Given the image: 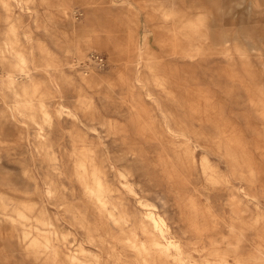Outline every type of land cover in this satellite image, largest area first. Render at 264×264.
<instances>
[{"label":"rangeland","instance_id":"obj_1","mask_svg":"<svg viewBox=\"0 0 264 264\" xmlns=\"http://www.w3.org/2000/svg\"><path fill=\"white\" fill-rule=\"evenodd\" d=\"M26 1L0 0V264H152L126 240H147L136 201L106 195L122 229L86 191L85 148L165 218L185 261L264 264V0ZM11 22L24 69L6 49ZM92 55L106 68H87ZM31 79L39 93L17 95Z\"/></svg>","mask_w":264,"mask_h":264},{"label":"bare ground","instance_id":"obj_2","mask_svg":"<svg viewBox=\"0 0 264 264\" xmlns=\"http://www.w3.org/2000/svg\"><path fill=\"white\" fill-rule=\"evenodd\" d=\"M2 1V0H1ZM12 1V0H11ZM20 1V0H19ZM28 1V0H27ZM26 1V2H27ZM59 1V0H58ZM3 3L4 5L6 6L5 8H8V10L11 8L10 6V0H3ZM46 3V2H45ZM16 4V3H15ZM43 4V3H42ZM47 6V4H45ZM51 5H53V3L51 2ZM60 5V4H59ZM63 6V4H61ZM30 6V5H29ZM49 6V5H48ZM172 7H175L176 6V3H173L171 4ZM59 7V6H58ZM66 7V6H65ZM16 8V7H15ZM25 9V8H24ZM46 9V8H45ZM60 9V8H59ZM7 10V11H8ZM11 10V9H10ZM49 11V10H48ZM65 11V10H64ZM12 12V11H11ZM61 12V11H60ZM12 15V14H11ZM14 16V15H13ZM58 17V16H57ZM164 19H168L170 16L169 15H165L164 14ZM18 18V17H16ZM61 18V17H59ZM15 19V17H14ZM64 19V18H63ZM14 21V20H13ZM12 21V22H13ZM46 21V20H45ZM11 22V23H12ZM48 24V23H47ZM75 24V23H74ZM49 25V24H48ZM76 28V27H75ZM90 33H93V32H90ZM89 33V34H90ZM87 34V33H86ZM10 38L7 43H6V49L8 52L12 53L14 55V65L17 66V67H21V68H26L28 67V64H29V61L28 59L23 55V51L20 50L19 48V38H18V35H17V26L15 23H12V26H11V31H10ZM20 37V36H19ZM21 38V37H20ZM87 38V37H86ZM201 40H205L206 36L202 35L200 36ZM1 39V38H0ZM2 39H5V38H2ZM90 39V38H89ZM136 45L137 47H139V38L138 36H136ZM190 40V39H188ZM186 41L184 44H183V48L184 50L187 52H190L191 54L195 51L196 47L193 45L192 42L190 41ZM1 41V40H0ZM22 44V43H21ZM93 44V43H92ZM22 47V46H20ZM99 47V46H98ZM97 47V48H98ZM91 48V47H90ZM99 50V49H98ZM183 50V49H182ZM240 50V49H239ZM4 51V50H3ZM2 51V52H3ZM236 51H238L236 49ZM149 54H150V51H148ZM1 53V52H0ZM237 53V52H236ZM184 55V54H183ZM186 55V54H185ZM184 55V57H185ZM190 56V54H188ZM232 55V54H231ZM239 55L241 57H246L247 54L246 52L244 51H240ZM192 56V55H191ZM13 58V57H12ZM135 62V61H134ZM8 63V62H6ZM10 63V62H9ZM12 63V62H11ZM123 63V62H122ZM140 64V63H139ZM144 64V63H143ZM136 66V65H135ZM133 67V66H132ZM130 68V67H129ZM143 68V67H142ZM128 69V67H127ZM136 69V68H135ZM13 71V70H12ZM15 72V71H14ZM30 73V72H28ZM131 73V72H130ZM133 73V71H132ZM3 74V73H2ZM10 75V74H9ZM14 76V74H12ZM131 75H134L131 74ZM130 75V76H131ZM127 76V75H126ZM2 77V76H1ZM12 77V76H11ZM10 77V78H11ZM132 77V76H131ZM26 78V77H25ZM30 78V76H29ZM127 78V77H126ZM129 78V77H128ZM139 78V77H138ZM13 79V77H12ZM145 79V78H144ZM86 81H91L89 83H96L98 82L97 79L93 76H87ZM129 80V79H128ZM179 80V79H178ZM6 81V80H5ZM9 81V80H8ZM6 81V82H8ZM26 81V80H24ZM87 81V83H88ZM133 81V80H132ZM139 81V79H138ZM125 82V81H124ZM12 83V82H11ZM99 83V82H98ZM126 83V82H125ZM135 83V82H134ZM180 83V81H179ZM4 84V82H3ZM39 85L40 83L38 84V82L35 80V79H31L30 83L22 88L17 89L15 90L16 94H20L21 90H28V89H33L34 90V94H38L39 93ZM144 85V84H143ZM130 86V84H129ZM131 87L132 86V83H131ZM14 88V87H13ZM137 88V87H136ZM142 88H144L142 86ZM41 89V88H40ZM132 89V88H131ZM139 89V88H138ZM133 91V89H132ZM29 92V90H28ZM141 92V90L139 91ZM23 93V92H22ZM46 93V92H45ZM133 95L135 94L132 93ZM23 95V94H22ZM25 95V94H24ZM23 95V97H24ZM29 96H30V93H29ZM36 96V95H35ZM141 96V95H140ZM143 96V95H142ZM30 98V97H29ZM142 98V97H140ZM25 99V98H24ZM23 99V100H24ZM145 99V97H144ZM27 100V98H26ZM146 100V99H145ZM23 102V101H22ZM31 102V101H30ZM40 102V101H39ZM141 105V102L138 101ZM26 103V102H25ZM33 103V102H32ZM44 103V102H43ZM21 104V103H20ZM23 104V103H22ZM39 104V103H38ZM27 105V104H26ZM139 105V106H140ZM39 110H43V114L46 118H50V114L48 112V110L46 111L44 109V105H39L38 106ZM27 108H30L27 106ZM201 108V107H199ZM211 108V107H210ZM28 110V109H27ZM60 110V109H59ZM17 111V110H16ZM26 111V110H25ZM24 111V112H25ZM61 111V110H60ZM59 111V112H60ZM18 112V111H17ZM61 113V112H60ZM204 113H205V110H204ZM202 114V115H205V114ZM20 114V113H19ZM32 114V113H31ZM217 114V113H216ZM215 114V115H216ZM22 115H23V112H22ZM34 115V114H32ZM168 115V114H167ZM72 116V115H71ZM169 116V115H168ZM206 116V115H205ZM213 116V115H211ZM30 117V116H28ZM201 117V116H199ZM198 117V118H199ZM243 117V116H242ZM75 118H77L75 116ZM217 118V117H216ZM219 118V117H218ZM210 119V117L208 118V120ZM212 119V117H211ZM207 120V119H205ZM215 120V119H214ZM52 121V120H50ZM216 121V120H215ZM219 121V120H218ZM49 122V121H47ZM208 124V123H207ZM210 124V123H209ZM208 124V125H209ZM212 124V123H211ZM210 124V125H211ZM214 124V123H213ZM216 124V123H215ZM218 124V122H217ZM215 126V125H214ZM220 128V126H219ZM40 131V130H39ZM42 133V132H41ZM218 133H220L218 131ZM225 133V132H224ZM42 136V135H41ZM50 147V146H49ZM52 148H53V145H52ZM55 149V148H54ZM189 153H190V159L195 163V155H194V151L193 150H190L189 149ZM240 156V155H239ZM209 160L207 158H205L203 160V166H204V169L205 171H208V170H211V165H209ZM193 164V163H192ZM229 164V163H227ZM256 166V165H255ZM189 168V167H188ZM257 168V167H256ZM256 170V169H255ZM76 171L82 181V183L84 184L85 186V189L86 191L89 193L90 197L94 200L95 204H97L99 207H100V210L102 213H106L108 214L109 216L113 217L114 218V222L115 224L118 226V227H121L123 229L124 225L125 224H128L129 223V220H125L122 217H116L117 215H115L113 213L112 210H110L108 208V203H109V199L107 198V194H114L117 195V200L118 201H114V198L113 199V202L115 203V207H121L123 208L124 210H127L129 209V207L125 204V203H122L124 200H127L129 199L130 201H133V199L136 201V206L138 207L139 211H140V216H138V214H136V216L138 217L139 221H140V225H141V229L142 231L145 233V235L147 236V240L146 241H139L137 242L135 240V238L133 239L131 236L134 237V233L133 231H130V234H129V237L126 238L127 242L129 243V245H131L134 249H136L139 253L143 254L146 256L147 258V261L148 262H151L152 264H166L165 261L166 260H169V259H173L176 264L177 262L178 263H185V262H189V264H198L196 263L195 261L193 260H190V261H185V252L183 250V248L181 247V245L178 243V242H175L174 241V238L172 237V234H171V229L167 223V221L165 220V218L158 214L156 212L155 209H153V205L149 204L147 201H145V199L139 195L141 193H136L133 189H131V192H132V197L133 198H130L128 197L124 191H122L121 188L119 187H115L114 184L110 181L109 179V175L105 169L104 166H102L94 157V152L91 151V150H88V149H84V150H81L79 151V157H78V160H77V163H76ZM253 171V170H251ZM257 171V170H256ZM258 172V171H257ZM215 175V174H214ZM105 177V178H104ZM121 177H124V174L121 173ZM130 179V178H129ZM219 179V178H218ZM10 181V180H9ZM132 181V180H131ZM13 183V182H12ZM121 185L123 186V188H129L130 186L127 184V183H123L121 182ZM9 186V185H8ZM10 188L11 185L9 186ZM8 187V188H9ZM135 187V185H134ZM58 188V187H57ZM11 190V192L13 191V188L12 189H9V191ZM54 190V188H53ZM59 190V189H58ZM16 191V190H14ZM128 191V190H127ZM50 192V191H49ZM15 193V192H14ZM24 193V192H23ZM28 193V191H27ZM26 193V194H27ZM129 193V191H128ZM25 194V193H24ZM29 195V194H28ZM53 195V194H52ZM59 195V194H58ZM57 196V195H56ZM144 196V195H143ZM60 197V196H58ZM57 197V198H58ZM56 198V197H55ZM65 204V203H64ZM246 207V205H245ZM246 209V208H245ZM248 209V208H247ZM24 210V209H23ZM249 210V209H248ZM246 211V210H245ZM92 212H94L92 210ZM31 213V211H30ZM138 213V211H137ZM247 213V212H246ZM18 215L19 217L21 218H26L25 214L21 211H18ZM94 215V214H93ZM142 215V216H141ZM263 217H264V214H261ZM34 216V215H33ZM49 216V215H47ZM140 217V218H139ZM98 219V218H97ZM47 220V219H46ZM100 221V219H99ZM40 222L44 223L45 222V218H42L40 219ZM100 223V222H99ZM53 225L51 222L48 221V223H44V225ZM101 225V223H100ZM89 226V225H88ZM101 229V228H100ZM43 235V234H42ZM144 235V236H145ZM136 236V235H135ZM137 237V236H136ZM218 243V242H217ZM40 245H46L48 246L49 245V239L45 238L44 241H41L40 239L36 240L33 244L34 247H39ZM45 248V247H44ZM50 249V248H49ZM34 251V250H33ZM80 252H84L85 250L83 249V247L81 246L80 247ZM172 251H175L177 254H173ZM53 253L56 255V256H59V255H62L64 256V258L66 257L69 261L71 262H74V261H77L78 260V255L74 252H71L70 254L69 253H62L58 248L56 247H53ZM116 253V252H115ZM124 254V252H123ZM131 255V254H130ZM136 258V257H135ZM134 258V259H135ZM187 258V257H186ZM223 258V257H222ZM119 259V258H118ZM117 259V260H118ZM123 259V258H122ZM121 260V259H120ZM128 260V259H127ZM219 260V259H218ZM114 261V260H113ZM133 261V260H131ZM135 261V260H134ZM137 261V260H136ZM172 261V260H171ZM221 261V260H220ZM224 261V260H223ZM227 261V259H226ZM174 262V263H175ZM138 263V262H137ZM170 263V261H169ZM101 264V262H100ZM118 264V262H117ZM140 264V262H139ZM172 264V262H171ZM224 264H227V263H224Z\"/></svg>","mask_w":264,"mask_h":264},{"label":"built area","instance_id":"obj_3","mask_svg":"<svg viewBox=\"0 0 264 264\" xmlns=\"http://www.w3.org/2000/svg\"><path fill=\"white\" fill-rule=\"evenodd\" d=\"M85 66H87V68L90 67H95V68H100V69H104L107 66V62L105 60V58L101 57V56H97V55H92L89 58V61L86 62ZM2 93H3V89H2V77L0 74V102L2 101Z\"/></svg>","mask_w":264,"mask_h":264}]
</instances>
